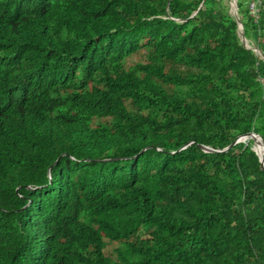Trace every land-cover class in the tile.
I'll use <instances>...</instances> for the list:
<instances>
[{
	"label": "trees",
	"instance_id": "obj_1",
	"mask_svg": "<svg viewBox=\"0 0 264 264\" xmlns=\"http://www.w3.org/2000/svg\"><path fill=\"white\" fill-rule=\"evenodd\" d=\"M228 2L0 0V264H264L253 141L200 147L264 143Z\"/></svg>",
	"mask_w": 264,
	"mask_h": 264
},
{
	"label": "water",
	"instance_id": "obj_2",
	"mask_svg": "<svg viewBox=\"0 0 264 264\" xmlns=\"http://www.w3.org/2000/svg\"><path fill=\"white\" fill-rule=\"evenodd\" d=\"M237 0H235V3L233 4L230 0L228 2L229 4V12L230 14L233 16V18L235 19L236 23H237V35L238 37L240 38V41L242 42V44L246 47V48H250L252 49L257 55H259L263 60H264V55L263 53L261 52V50L255 46V45H252L248 39L244 36L243 34V26H242V23L239 19V15L237 13V4H236ZM195 13V12H194ZM193 13V14H194ZM259 139L260 141V147L261 149L258 150L255 146H254V143H255V139ZM246 139H251L253 141V145H252V149L256 152V154L258 155L259 157V160L261 162V165H262V168L264 170V143H263V140H262V137L255 133V132H249L247 134H244V135H240L238 136L230 145L226 146L225 148L223 149H214L210 146H206V145H200V147L204 150V151H207V152H219V151H225L227 150L231 145L237 143V142H240V141H245Z\"/></svg>",
	"mask_w": 264,
	"mask_h": 264
},
{
	"label": "bare ground",
	"instance_id": "obj_3",
	"mask_svg": "<svg viewBox=\"0 0 264 264\" xmlns=\"http://www.w3.org/2000/svg\"><path fill=\"white\" fill-rule=\"evenodd\" d=\"M233 1V4L235 3V0H232ZM254 146L258 149V150H260L261 149V147H260V141H259V139L257 138V139H255V143H254Z\"/></svg>",
	"mask_w": 264,
	"mask_h": 264
},
{
	"label": "rangeland",
	"instance_id": "obj_4",
	"mask_svg": "<svg viewBox=\"0 0 264 264\" xmlns=\"http://www.w3.org/2000/svg\"><path fill=\"white\" fill-rule=\"evenodd\" d=\"M229 1V0H228ZM232 3H233V1L232 0H230ZM252 44V43H251ZM253 45V44H252ZM112 246H114V244L112 243V244H108V248L110 249Z\"/></svg>",
	"mask_w": 264,
	"mask_h": 264
}]
</instances>
